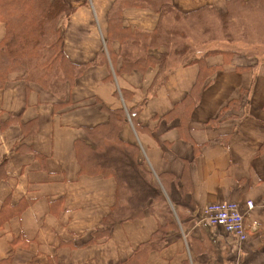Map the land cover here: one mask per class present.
Segmentation results:
<instances>
[{"label": "crops", "instance_id": "crops-1", "mask_svg": "<svg viewBox=\"0 0 264 264\" xmlns=\"http://www.w3.org/2000/svg\"><path fill=\"white\" fill-rule=\"evenodd\" d=\"M66 1L79 6L65 25V53L91 66L65 90V105L55 110L60 96L26 84L19 73L0 89V264H264V58L248 47L213 49L231 58L219 51L204 58L217 68L186 113L197 64L172 66L164 84L149 91L156 66L118 73L125 47L107 34L118 0ZM170 2L189 13L223 11L227 0ZM158 22L149 8L121 10L130 32L150 33ZM4 34L0 20V41ZM162 52L149 50L155 58ZM101 54L106 62L93 64ZM107 110L126 113L119 139L137 147L168 217L160 222L153 200L142 216L115 223L108 239H95L116 204V182L81 172L74 143L92 146L86 129L107 124ZM227 201L243 214L244 242L201 220L207 205ZM159 227L164 239L135 260Z\"/></svg>", "mask_w": 264, "mask_h": 264}, {"label": "trees", "instance_id": "trees-1", "mask_svg": "<svg viewBox=\"0 0 264 264\" xmlns=\"http://www.w3.org/2000/svg\"><path fill=\"white\" fill-rule=\"evenodd\" d=\"M126 6L149 8L157 12L159 22L155 30L150 33H139L130 32L123 27L121 10ZM248 6V10L256 7L264 11V0H227L224 13L207 6L182 13L173 7L170 0H118L109 11L107 33L109 42L118 40L123 43L126 40L127 48L120 52L121 65L118 73L124 74L134 70L144 72L149 66H156L157 72L152 84L154 92L164 84L169 71L173 69V62H178L180 66L197 64L199 66L197 83L185 103L187 109L185 111L189 112L191 106L198 101L197 93L204 81L210 78L217 68L207 66L204 58L219 51L229 60L231 52L210 50L205 56L189 59L183 49L186 46L180 42L185 30L179 25L174 26V23L184 21L191 26L193 22L196 27L204 23L203 27L208 28L211 23L209 16H213L212 19L221 26L218 31H221L220 34L225 37V41L232 42L236 32L247 39L250 37L247 28H239L236 32L230 31V28L237 25L236 21L243 17L242 12L246 11ZM72 10L65 0H0V20L5 26V34L0 41V89L8 81L10 74L19 73L18 78L26 84H37L44 90L60 96V102L55 104V110L58 111L65 105V90L71 88L83 70L88 67L87 64L80 66L72 63L64 51L61 21L67 19ZM163 21L168 24L164 25ZM259 31L261 33V29ZM161 47L163 52L158 58L149 54V50ZM168 47L170 48L166 53ZM173 47L179 48H175L172 55L170 49ZM102 57V54L98 55L93 64L105 63ZM109 57L111 58L110 52ZM243 69L245 68H235ZM133 111L128 112V117L132 120L137 113ZM107 112L109 116L107 124L86 129L92 146L82 140L74 143L81 172L87 175L113 177L116 182V204L104 217L101 234L95 232L93 236L95 239H108L110 229L115 223L142 216L147 208V201L160 200L161 197V191L152 183V174L136 159L137 147L119 139V131L127 119L126 113L123 110ZM174 113L176 111H173ZM135 127L138 130L137 124ZM164 231L165 228L159 227L135 260L142 257L146 251L155 249L164 239Z\"/></svg>", "mask_w": 264, "mask_h": 264}, {"label": "rangeland", "instance_id": "rangeland-1", "mask_svg": "<svg viewBox=\"0 0 264 264\" xmlns=\"http://www.w3.org/2000/svg\"><path fill=\"white\" fill-rule=\"evenodd\" d=\"M80 1H82V0H80ZM65 2L67 3L66 0H65ZM67 5L71 9H73L70 15H72L73 12L75 11V9H77V7L79 6V5H77L74 8V7H71L68 3H67ZM234 6L236 7V5H234ZM248 8H249V6L247 7L246 11L242 12L243 17L240 18L241 21L240 20L236 21L237 27L234 25L233 27L230 28V31L235 30V32L239 28H243V27L247 28L250 31L249 32L250 37H248L247 39L238 35L239 32H236L237 35H236V33H234V36L232 37V42L231 41L230 42L225 41L226 40L225 37H223V35L220 34L221 31H218V29L220 30L221 26L216 20L212 19L213 16H209L211 19V23H209L208 28L203 27L204 23H202V25H199L197 27L193 24V22H191L192 23L191 26H189L188 22H184V21L179 22V23H174V26L179 25L181 28H183V30H185V35L183 34L182 37H180V39H181L180 42L186 46L183 49H184L186 55L189 56L188 58L190 59V57H193L195 55L201 56L202 53L205 52L204 49L210 48V50H213V49H219L222 46L231 48V50H233V49L238 50L237 48L248 47V48H251V51L253 53L264 58V14H262L264 11H260L256 7H253L251 10H248ZM215 11L224 13L226 11V8L223 11H218V10H215ZM70 15H69V17H70ZM238 15H240V12L238 13ZM69 17L67 19H64L61 21V26H63L62 27L63 33L65 30V25H66ZM163 23H164V25L168 24L165 21H163ZM211 27L213 29H211ZM256 27H257V29H256ZM259 29H261V33H259L260 32ZM259 35H260V37H259ZM62 37H63V34H62ZM63 42H64V38H63ZM119 43H121V42H119ZM239 43H242L243 45L239 44ZM121 44H123V46L127 48L126 40H124L123 43H121ZM236 44H238V45H236ZM169 48L170 47H168L166 49V53H167V50ZM175 48H179V47H173L170 49L172 55H173V51L175 50ZM160 49L163 50L162 47ZM210 50H208V51H210ZM232 53H235V52L232 51ZM210 54H212V53H210ZM108 56H109V54H108ZM166 56L168 57V54ZM102 58L105 59V56H103ZM109 59L111 61H113V57H111ZM166 61H168V58ZM177 64H178V62H173L172 66L177 65ZM89 66H91V64H89L88 67ZM149 91H152V86L149 88ZM126 121H127V119H126ZM149 202L150 201H147V207L149 206ZM151 209L155 212L156 216L159 218L160 222H162V223L164 222V218L168 217V211L165 209L164 204L160 200H156L155 203L152 204ZM170 218H171V216H170Z\"/></svg>", "mask_w": 264, "mask_h": 264}, {"label": "built area", "instance_id": "built-area-1", "mask_svg": "<svg viewBox=\"0 0 264 264\" xmlns=\"http://www.w3.org/2000/svg\"><path fill=\"white\" fill-rule=\"evenodd\" d=\"M250 209L251 203L247 202ZM202 220L210 226H218L226 233L234 235L240 242L247 239L243 215L234 202L213 203L207 205L202 212Z\"/></svg>", "mask_w": 264, "mask_h": 264}]
</instances>
